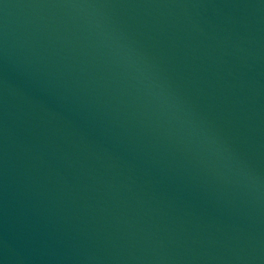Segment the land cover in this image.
<instances>
[{
  "label": "water",
  "instance_id": "water-1",
  "mask_svg": "<svg viewBox=\"0 0 264 264\" xmlns=\"http://www.w3.org/2000/svg\"><path fill=\"white\" fill-rule=\"evenodd\" d=\"M0 264H264V0H0Z\"/></svg>",
  "mask_w": 264,
  "mask_h": 264
}]
</instances>
